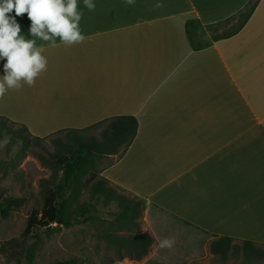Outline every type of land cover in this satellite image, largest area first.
Instances as JSON below:
<instances>
[{
  "label": "crops",
  "instance_id": "0c3cea01",
  "mask_svg": "<svg viewBox=\"0 0 264 264\" xmlns=\"http://www.w3.org/2000/svg\"><path fill=\"white\" fill-rule=\"evenodd\" d=\"M248 1L94 0L89 11L78 0L86 40L37 39L47 71L9 90L0 116L40 137L135 116L133 143L101 175L144 200L154 244L197 233L264 245V0L238 33L202 49L186 30L189 19L221 21ZM16 19L32 39L27 13Z\"/></svg>",
  "mask_w": 264,
  "mask_h": 264
},
{
  "label": "trees",
  "instance_id": "16d2710c",
  "mask_svg": "<svg viewBox=\"0 0 264 264\" xmlns=\"http://www.w3.org/2000/svg\"><path fill=\"white\" fill-rule=\"evenodd\" d=\"M261 0H249L246 5L234 15L214 23L203 24L199 19L192 18L186 23V30L191 45L195 49H202L222 38L238 33L247 23ZM210 34L211 38L202 39ZM138 130V120L132 115H121L102 119L84 128H65L45 137L30 133L23 123L14 121L6 116H0V141L5 138L14 139L22 149L29 146V142L42 143L46 138L58 133H65V139H56V151L49 157L39 154L38 157L45 166L54 172L49 179H44L42 206L32 210L27 219L23 236L24 240L33 238L31 244H15L16 264L25 258L29 264L35 260L40 246L44 242L43 233L52 235L61 226H72L75 222H88L99 211V205L116 200L120 206L118 222L121 226L140 229L141 217L144 213L143 199L130 194L118 185L101 175L103 167H97V162L111 158L108 164L115 161L112 155L122 157L133 143ZM52 159V160H51ZM90 173L88 179L84 175ZM83 189L91 193V199H81ZM24 198L14 197L8 191L0 193V223L11 216L12 212L20 208ZM116 214V213H113ZM122 245H126L129 253L135 259L145 256L155 237L147 232L123 235ZM235 241L232 237L219 236L213 241V250L225 254ZM241 244L248 254L260 251L264 245L250 240H241ZM8 247L1 246L0 252L6 253ZM53 264H79L77 259L60 261Z\"/></svg>",
  "mask_w": 264,
  "mask_h": 264
},
{
  "label": "rangeland",
  "instance_id": "374dc122",
  "mask_svg": "<svg viewBox=\"0 0 264 264\" xmlns=\"http://www.w3.org/2000/svg\"><path fill=\"white\" fill-rule=\"evenodd\" d=\"M202 39L208 37L203 36ZM58 138L65 139V133L50 136L39 144L29 142L26 149H22L14 139L0 141V193L8 191L14 197L25 199L20 208L0 223V247H8L6 253L0 252V264H16L15 244H31L33 241V238L24 240L27 219L33 209L42 206V182L54 172L42 163L36 153L49 157L47 151H56ZM110 161L111 158L102 159L97 162V167H104ZM89 177L90 173L84 175V179ZM82 198L90 200V191L83 189ZM119 210L116 200L103 201L99 211L88 222H75L69 227L61 225L50 236H46L42 229L44 242L32 264H53L70 259H77L79 264H264V247L250 255L241 242H233L225 254L216 253L213 250L214 239L197 233H177L174 247L163 249L162 254L153 243L145 256L135 259L121 240L123 235L144 231L143 215L140 229L130 228L118 222ZM20 262L29 264L25 258Z\"/></svg>",
  "mask_w": 264,
  "mask_h": 264
},
{
  "label": "clouds",
  "instance_id": "9594fccd",
  "mask_svg": "<svg viewBox=\"0 0 264 264\" xmlns=\"http://www.w3.org/2000/svg\"><path fill=\"white\" fill-rule=\"evenodd\" d=\"M132 6L135 0H125ZM84 7L95 11L94 0H83ZM15 15H9L11 13ZM27 13L31 21L29 32L32 39L21 35L17 16ZM83 12L78 10V0H0V60L4 63V75L0 77V99L9 90H18L25 84L35 86L40 74L47 71V58L42 55L43 45L37 46V39L58 47L57 39L65 46L83 43L86 36L79 28ZM175 237L159 240L160 249L171 250Z\"/></svg>",
  "mask_w": 264,
  "mask_h": 264
}]
</instances>
